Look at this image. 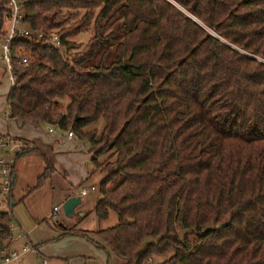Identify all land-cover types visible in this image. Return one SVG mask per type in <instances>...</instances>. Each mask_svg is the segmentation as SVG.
<instances>
[{
	"label": "trees",
	"instance_id": "1",
	"mask_svg": "<svg viewBox=\"0 0 264 264\" xmlns=\"http://www.w3.org/2000/svg\"><path fill=\"white\" fill-rule=\"evenodd\" d=\"M22 11L58 29L70 56L17 34L13 48L34 55L15 65L7 117L87 139L91 172L104 173L93 210L118 218L65 233L123 264H264V0H25ZM45 159L37 185L53 170ZM10 223L0 210V252Z\"/></svg>",
	"mask_w": 264,
	"mask_h": 264
},
{
	"label": "rangeland",
	"instance_id": "2",
	"mask_svg": "<svg viewBox=\"0 0 264 264\" xmlns=\"http://www.w3.org/2000/svg\"><path fill=\"white\" fill-rule=\"evenodd\" d=\"M0 22H2V29L8 28L9 23L5 20V13H3L2 16L0 15ZM88 33L89 32H79L74 34V40L76 43L81 45V48L86 44V37ZM6 79L7 77L3 76L2 80L4 83H6ZM0 96L2 97L0 102V118L5 119V111L7 106L6 98L4 99L5 96L3 93L0 94ZM66 102L67 98H65L62 102L63 107ZM97 121V124L92 125V123L90 126L99 127L102 123V119L100 118ZM53 127L60 133H67L68 131L67 129H61L57 126ZM73 137L79 144V148L81 149L79 152H82V149L88 152L87 149L90 147L89 141L85 138L79 137L76 133H73ZM58 144L59 147L57 150L61 151L58 153V157L56 156L57 153L55 154L57 165L55 171L53 172V176L47 179L42 185L32 189L22 200L16 198L15 204L11 206L10 209L9 207L7 209L11 216L12 238L15 239L12 248H15L19 251L25 244V239L19 236L20 233L23 232L25 233L29 244L36 245L37 242H42V244L46 243V245H48L43 251L39 248L40 254L45 258L47 264L60 263V260L57 259L58 252H66L65 250H71L77 246L75 244H69L63 238L48 239V236H53L55 232L58 233L62 229L65 231L67 227H72L75 224L83 228L98 229L111 226L115 224L118 219L117 213L113 209L109 210L108 216L106 218L97 217L93 210V206L100 197V193L98 190L90 192V185H98L104 173L100 170L91 172L93 167L90 160L91 154H89L87 164L85 166V168L88 170L87 178L82 185L73 186L72 183L76 182L74 181V172H76V168L79 163L77 157L75 156V153L78 151L73 150L68 152L67 150L70 149V145L61 142ZM83 144L88 146L87 149L83 146ZM62 151L64 152L62 153ZM15 152L16 150H13L12 154L15 155ZM5 155L4 148L0 146V156ZM101 157H103V155ZM81 188H87L88 193L85 195L82 194L80 192ZM67 193L71 195H77L81 198V202L74 208V212L70 216L64 213L62 207L64 201L69 197H66ZM5 197L6 199L8 198L7 193L3 191L2 186L0 185V204L5 202ZM54 205H58L59 209L56 211L55 215L52 216V207ZM3 208L6 207L0 205V210ZM12 238L8 240L12 241ZM113 256L119 260V262H114V264H123L121 258L115 255ZM165 256L166 255L161 254L154 255L152 257V261L155 262L161 260ZM75 257L78 261V264H81L80 261L85 259L89 261V264H95V260L92 257H84L82 255H77ZM41 259L42 258L39 257V260ZM21 262L22 264H34L32 255L29 252L21 256Z\"/></svg>",
	"mask_w": 264,
	"mask_h": 264
},
{
	"label": "crops",
	"instance_id": "3",
	"mask_svg": "<svg viewBox=\"0 0 264 264\" xmlns=\"http://www.w3.org/2000/svg\"><path fill=\"white\" fill-rule=\"evenodd\" d=\"M3 76L7 77V73L5 71L4 63L1 61L0 62V94L3 93L5 99L10 86L8 83V79H6V83H4V81L2 80ZM1 100L2 97L0 96V102ZM47 126L48 124L35 125L31 122L21 123L19 120L14 118H8V117H5V119L0 118V143L4 140L3 139L4 136L8 135L9 137H13V138L28 139L30 144H27L24 141L21 142L24 143V145H31V146L34 145L36 147V150L21 152L22 150L20 149L15 152V164H14L12 185L7 198L8 205L6 206L5 204H3L2 206H5L6 208H3L2 210H7L8 207L10 209V207L15 204L16 198L22 200L25 197V195L28 194L32 189L42 185L43 183H45L47 179L53 176V172L55 171L57 165L55 154L57 153L56 154L57 156L58 153L61 151V150H57L59 147L58 144L59 142L67 143L68 145L71 146L69 147L70 149L67 150L68 152L73 150L78 151L75 153V156L77 157L79 163L76 168V172H74V179H75L74 181L76 182L72 183L73 186L82 185L85 179L87 178L88 170L85 168V166L87 164L89 154H91L89 148L87 149L88 146L83 144V146L87 149L88 152H86L83 149L82 152H79L81 149L79 148V144L74 139L73 135L68 136L67 133L65 132L60 133L56 129H54L53 131H49L47 129ZM4 152H6L5 148H4ZM63 152L64 151H62V153ZM45 157L51 161L53 170L49 176H47L40 184L37 185V180L39 175L43 172V170L47 166V161ZM94 191H90V192H94ZM87 193H88V189L84 193V195ZM68 196H71V194L67 193L66 197ZM53 207H52V216H54L56 213L53 212ZM73 227L83 228L78 226L77 224L73 225ZM84 229L91 230L92 228H84ZM52 238L54 239L63 238L69 244L77 245L76 248H73L71 250H65L66 252L64 251L58 252L57 259L60 260L59 261L60 263H54V264H78L77 263L78 261L76 260L75 257L77 255H82L84 257L85 256L92 257L95 260L94 261L95 264H107V261L109 264H114V262H119V260L114 258V256L111 253L107 252L104 248H99L95 246L91 241L86 239L84 236L77 234H68L65 233V231L62 229L58 233L55 232L53 236H48V239H52ZM14 241L15 239L12 238V241H10L9 244V248H12ZM36 245L42 251L44 250V248L48 246L46 245V243L42 244V242H37ZM80 262L81 264L82 263L89 264V261H87L86 259Z\"/></svg>",
	"mask_w": 264,
	"mask_h": 264
},
{
	"label": "built area",
	"instance_id": "4",
	"mask_svg": "<svg viewBox=\"0 0 264 264\" xmlns=\"http://www.w3.org/2000/svg\"><path fill=\"white\" fill-rule=\"evenodd\" d=\"M7 11L5 12V20L8 21L9 26L7 29L0 30V61L4 63L5 71L7 73V79L9 86L16 84L15 78V65H27L33 58L34 53L31 50L26 49L22 45H18L13 48V40L17 34L25 37L35 38L42 40L47 45L58 50L60 53L69 57L68 49L63 41L61 33L58 29H46L36 28L32 25H28L21 21L23 16L22 6L25 0H4ZM8 109L5 111L7 117ZM47 129L53 131V125H48ZM67 135H73L71 130L67 131ZM0 146L5 148V156H0V185L4 192L8 193L11 189L12 178L14 173L15 155L12 154L13 150H20L25 145L22 142H14L7 136L1 143ZM29 146V145H28ZM97 189L96 184L90 185V191ZM87 191L86 188L81 189V193L84 194ZM2 204L8 205V201L5 197V202ZM59 206L53 207V212L58 210ZM11 225V223H10ZM25 239V244L18 251L15 248H9L0 252V264H22L21 256L25 253H30L34 260V264H47L45 258L40 254L38 246L31 245L27 241L25 233L21 232L20 235ZM12 238L11 234L8 239ZM42 256V257H41ZM39 257L42 258L39 260Z\"/></svg>",
	"mask_w": 264,
	"mask_h": 264
},
{
	"label": "water",
	"instance_id": "5",
	"mask_svg": "<svg viewBox=\"0 0 264 264\" xmlns=\"http://www.w3.org/2000/svg\"><path fill=\"white\" fill-rule=\"evenodd\" d=\"M125 62L128 63L129 62V58L125 59ZM81 198L77 195H71L69 196L63 203L62 207L64 210V213L68 216L72 215L74 212V208L80 203ZM214 225L212 223L205 225L203 227H201L199 230H197L195 227H182L179 230V237H183L184 233H190V232H194L197 234H201L203 233L205 230L212 228Z\"/></svg>",
	"mask_w": 264,
	"mask_h": 264
}]
</instances>
